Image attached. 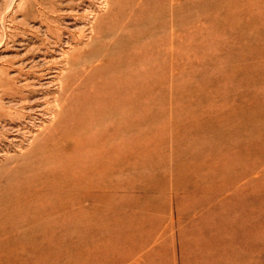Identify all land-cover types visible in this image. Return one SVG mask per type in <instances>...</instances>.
Segmentation results:
<instances>
[{"label":"rangeland","instance_id":"374dc122","mask_svg":"<svg viewBox=\"0 0 264 264\" xmlns=\"http://www.w3.org/2000/svg\"><path fill=\"white\" fill-rule=\"evenodd\" d=\"M176 1L0 0V264H264V0Z\"/></svg>","mask_w":264,"mask_h":264},{"label":"bare ground","instance_id":"6f19581e","mask_svg":"<svg viewBox=\"0 0 264 264\" xmlns=\"http://www.w3.org/2000/svg\"><path fill=\"white\" fill-rule=\"evenodd\" d=\"M125 2H126V1H125ZM160 2H161V1H160ZM160 2H159V3H160ZM162 2H163V1H162ZM196 2H197V1H196ZM196 2H195V3H196ZM132 3H133V2H132ZM122 4L124 5V3H122ZM135 4H136V3H135ZM157 4H158V3H157ZM177 4H178V2H177L176 0H169V4H168V6H170V7L173 9V11L176 12V8H179V7H177ZM139 5H140V4L138 3V5H136V6L140 7L141 5H140V6H139ZM160 5H161V4H160ZM196 5H197V4H196ZM222 5H223V4H222ZM126 6H127V5H126ZM126 6H125V7H126ZM128 6H131V5L129 4ZM132 6H134V5H132ZM136 6H135V8H136V10H137V7H136ZM143 6H144V5H143ZM185 6H186V5H185ZM185 6L183 7L184 9H185ZM191 6H192V5H191ZM191 6H190V7H191ZM144 7H145V6H144ZM157 7H158V6H157ZM163 7H165V6H163ZM201 7H202V6H201ZM225 7H226V6H225ZM227 7H229V6H227ZM129 8H130V7H129ZM129 8H128V9H129ZM133 8H134V7H133ZM133 8H132V9H133ZM160 8H161V7H160ZM171 8H170V9H171ZM122 9H124V8H122ZM138 9H139V8H138ZM164 9H165V8H164ZM187 9H188V8H187ZM141 10H142V7H141ZM143 10H144V8H143ZM156 10H157V9H156ZM199 10H200V9H199ZM222 10H223V9H222ZM131 11H132V10H131ZM131 11H130V12H131ZM163 11H164V10H163ZM188 11H189V10H188ZM121 12H122V11H121ZM139 12H142V11H139ZM200 12H201V11H200ZM203 12H206V11H203ZM117 13H118V12H116V14H117ZM121 14H122V13H121ZM123 14H124V11H123ZM132 14H133V13H132ZM132 14H131V16H134V15H132ZM178 14H179V13H178ZM186 14H187V11H186ZM135 15H136V14H135ZM180 15H181V14H180ZM114 16H115V15H114ZM201 16H202V14H201ZM126 17H127V16H126ZM126 17H124V18H126ZM119 18H120V17H119ZM121 18H123V17H121ZM124 18H123V20H124ZM128 18H129V17H128ZM132 18H133V17H132ZM132 18H129V19H132ZM119 20H120V19H118V21H119ZM120 21H121V20H120ZM120 21H119V22H120ZM111 22H112V21H111ZM122 22H123V21H122ZM122 22H121V23H122ZM125 22H126V20H125ZM121 23H120V24H121ZM120 24H119V25H120ZM115 25H116V24H115ZM117 25H118V24H117ZM120 28H122V25H121ZM112 31H113V30H112ZM108 32H109V31H108ZM110 32H111V30H110ZM114 32H115V31H114ZM114 35H116V34L114 33ZM118 35H119V34H118ZM118 35H117V36H118ZM117 36H114V37H117ZM118 38H119V37H118ZM90 54H91V53H90ZM118 54H120V53H118ZM103 55H104V54H103ZM116 56H117V55H116ZM101 57H102V56H101ZM110 57H111V55H110ZM105 58H106V57H105ZM108 58H109V57H108ZM100 59H103V58H100ZM110 59H111V58H110ZM98 60H99V59H98ZM103 60H104V59H103ZM103 60H102V61H103ZM99 61H100V60H99ZM99 61H98V62H99ZM70 62H71V61H70ZM88 62H89V61H88ZM119 62H120V61H119ZM116 63H117V62H116ZM116 63H115V64H116ZM85 64L88 65V63H85ZM101 64H102V63H100V65H101ZM117 64H118V66H119L121 63H120V64L117 63ZM91 65H92V64H91ZM95 65H96V63H95ZM114 66H115V65H114ZM116 66H117V65H116ZM85 67H87V66L85 65ZM117 68H118V67H117ZM119 68H120V67H119ZM129 68H130V67H129ZM89 69H90V68H89ZM106 69H107V68H106ZM112 69H113V68H112ZM120 69H121V68H120ZM127 69H128V68H127ZM90 70H91V69H90ZM103 70H104V69H103ZM110 71H111V69H110ZM115 71H117V70H115ZM87 72H89V71H87ZM126 72H127V71H126ZM129 72H130V71H129ZM109 73H110L111 75H113L112 72H109ZM113 73H114V71H113ZM110 74H109V75H110ZM118 74H119V73H118ZM118 74H117V75H118ZM121 74H122V73H121ZM109 75H107V76H109ZM115 75H116V74H115ZM117 75H116V76H117ZM104 76H105V74H104ZM107 76H106V77H107ZM122 76H124V75H122ZM122 76H121V77H122ZM125 76H127V74H126ZM109 77H110V76H109ZM127 78H129V77H127ZM119 81H120V80H119ZM98 82H100V80H99ZM114 82H116V81H114ZM125 82H126V81H125ZM92 83H95V81L93 80ZM119 83H120V82H119ZM128 86H130V84H129ZM74 87H75V86H74ZM74 87H73V88H74ZM73 88H72V90H73ZM73 91H74V90H73ZM75 92H76V91H75ZM76 93H77V92H76ZM123 93H124V92H123ZM74 94H75V93H74ZM74 94H72V98H73V95H74ZM114 94H115V93H114ZM119 94H120V93H119ZM104 97H105V96H104ZM106 97H107V95H106ZM121 97H122V94H121ZM107 98H108V97H107ZM117 98H118V97H117ZM125 98H127V100H128L129 97L126 96ZM66 99H67V98H66ZM66 99H65V101H66ZM104 99H105V98H104ZM104 99H103V100H104ZM123 99H124V98H123ZM129 99H130V98H129ZM97 100H99V98H98ZM97 100H96V101H97ZM101 100H102V98H101ZM108 100H109V99H108ZM116 100H117V99H114V102H117ZM119 100H120V99H119ZM74 101H75V100H74ZM83 101H84V100H83ZM111 101H112V100H111ZM120 101H121V100H120ZM97 102H98V101H97ZM109 102H110V100H109ZM63 103H64V101L62 102V104H63ZM67 103H68V102H67ZM111 103H112V102H111ZM117 103H118V102H117ZM119 103H121V102H119ZM129 103H131V101H130ZM64 104H66V103H64ZM68 104H69V103H68ZM68 104H67V105H68ZM113 104H114V103H113ZM115 104H116V103H115ZM115 104H114V105H115ZM67 105H66V106H67ZM119 105H120V104H118V106H119ZM61 106H62V105H61ZM87 106H88V105H87ZM94 106H96V105H94ZM118 106H117V107H118ZM122 106H123V105H122ZM62 107H63V106H62ZM64 107H65V106H64ZM88 107H89V106H88ZM91 107H93V106H91ZM96 107H97V106H96ZM103 107H105V108H109V105H108V104L106 105V103H105V106H103ZM114 107H115V106H114ZM114 107H111V108L113 109ZM117 107H116V108H117ZM119 107H120V106H119ZM119 107H118V108H119ZM59 108H60V107H58V109H59ZM99 108H100V107H99ZM105 108H104V109H105ZM111 108H110V109H111ZM125 108H126V107H125ZM61 109H62V108H61ZM94 109H95V107H94ZM112 109H111L110 111H112ZM90 110H92V109H90ZM95 110H97V109H95ZM100 110H102V108H101ZM88 111H89V110H88ZM93 111H94V110H93ZM93 111H92V112H93ZM98 111H99V110H98ZM102 111H103V110H102ZM106 111H109V109H108V110L106 109ZM116 111H117V110H116ZM84 113H85V111H84ZM94 113H96V112H94ZM94 113H93V115H94ZM106 113H108V112H106ZM121 113H122V112H121ZM121 113H120V114H121ZM63 114H64V113L58 114L59 117H57V118H56V121H55V122H56V123H55V127H56V128L61 124V123H60V118H61V116H63ZM85 114H86V113H85ZM91 114H92V113H91ZM109 114H110V113H109ZM117 114H119V113L117 112ZM120 114L118 115L119 117H120ZM104 115H105V114H104ZM107 115H108V114H107ZM110 115H112V114H110ZM113 115L115 116L116 114H113ZM90 116H91V115H90ZM92 117H95V116H92ZM109 117H110V116H109ZM109 117H108V118H109ZM62 118H63V117H62ZM108 118H107V119H108ZM95 119H97V118H95ZM119 119H120V118H119ZM99 120H100V118H99ZM111 120L114 121L113 119H111ZM123 120H124V119H123ZM123 120H121L120 123H123V122H124ZM130 120H131V119H130ZM91 121H92V120H91ZM95 121H96V120H95ZM95 121H94V119H93V122H95ZM102 121H103V120H102ZM105 121H106V120H105ZM116 121H117V119H116ZM97 122H98V121H97ZM108 122H109V121H108ZM128 122H129V121H128ZM114 123H117V122L114 121ZM114 123H112V124H114ZM120 123H117V124H119V126H120ZM88 124H91V123H88ZM97 124H98V123H97ZM103 124H104V121H103ZM112 124L110 123V125H112ZM93 125H94V124H93ZM105 125H106V124H105ZM105 125H104V128H105ZM100 126H101V124H100ZM106 126H107V125H106ZM96 127H97V125H96ZM107 127H108V126H107ZM124 127H125V126H124ZM99 128H100V127H99ZM96 129H97V128H96ZM66 130H67V129H66ZM82 130H83V129H82ZM120 130H121V129H120ZM79 131H80V128H79ZM100 131H101V130H100ZM100 131H99V132H100ZM112 131H113V130H112ZM66 132H67V131H66ZM66 132H65V133H66ZM71 132H72V131H71ZM76 132H77V131H76ZM94 132H96V131H94ZM116 133H117V132H116ZM116 133H115V134H116ZM68 134H69V131L67 132V135H66V134H65V135L68 136ZM80 134H81V132H80ZM86 134H87V133H86ZM92 135H93V134H92ZM89 136H90V135H89ZM114 136H115V135H114ZM116 136H117V135H116ZM84 137H85V136H84ZM62 138H63V137H62ZM114 138H115V137H114ZM119 139H120V138H119ZM117 141H118V140H117ZM89 142H90V141H89ZM39 143H40V142H39ZM70 143H71V142H70ZM83 143H84V142H83ZM104 143H105V142H104ZM111 143H112V142H111ZM116 143H118V142H116ZM63 144H64V143H63ZM71 144H72V143H71ZM93 145H94V144H93ZM113 145H114V144H113ZM40 146H41V145H40ZM59 146H60V145H59ZM115 146H116V145H115ZM38 147H39V146H38ZM60 147H62V146H60ZM65 147H66V146H65ZM117 147H119V145H118ZM18 148H19V147H18ZM88 148H89V147H87V149H88ZM100 148H101V147H100ZM112 148H114V147H112ZM40 149H42V147H40ZM50 149H51V148H50ZM67 149H68V148H67ZM87 149L85 148L84 150H87ZM53 150H54V149H53ZM75 150H76V148H75ZM80 150H81V149H80ZM82 150H83V149H82ZM89 150H90V149H89ZM98 150H99V149H98ZM34 151H35V150H34ZM93 151H94V150H93ZM116 151L119 153L118 149H117ZM35 152H37V151H35ZM49 152H50V151H49ZM71 152H72V150H71ZM89 152H91V151H89ZM31 153H32V152H31ZM58 153H59V152H58ZM84 153H85V152H84ZM87 153H88V152H87ZM32 154H33V153H32ZM59 154H60V153H59ZM74 154H75V153H74ZM74 154L72 155L73 157H74ZM91 154L93 155L94 153L92 152ZM91 154H89V155H91ZM115 154H116V153H115ZM28 155H29V154H28ZM28 155L26 154L25 156H28ZM35 155H36V154H35ZM35 155H33V156L35 157ZM37 155H38V154H37ZM44 155H47V154H44ZM44 155H42V156H44ZM65 155H66V154H65ZM69 155H70V154H69ZM79 155H80V153L78 154V156H79ZM83 155H85V154H83ZM83 155H82V156H83ZM89 155H87V156H89ZM118 155H119V154H118ZM30 156H32V155L30 154ZM38 156H39V155H38ZM49 156H51V158H52L53 155H48V157H49ZM67 156H68V155H67ZM67 156H66V158H67ZM78 156H76V158H77ZM80 156H81V155H80ZM82 156H81V157H82ZM114 156H115V155H114ZM40 157H41V155H40ZM81 157H79V159H81ZM101 157H102V156H101ZM57 158H58V157L56 156L55 161L57 160ZM76 158H75V162H74V163H76V161H78V159L76 160ZM94 158H95V157H94ZM96 158H99V157H96ZM46 159H48V158L45 157V158H44V161H48V160H49V159H48V160H46ZM59 159H60V158H59ZM72 159H73V158H72ZM72 159L70 158V160H72ZM92 159H93V158H92ZM108 159H109V158H108ZM33 160H34V159H33ZM52 160H54V158H53ZM61 160H63V159H61ZM61 160H58V161L61 162ZM83 160H84V159H83ZM37 161H38V160H37ZM41 161H42V159H41ZM50 161H51V159H50L48 162H50ZM85 161H86V159H85ZM91 161H92V160H91ZM35 162H36V160H35ZM39 162H40V159H39ZM53 162H54V161H53ZM66 162H67V160H66ZM82 162H83V161H82ZM82 162H81V164H82ZM36 163H37V162H36ZM51 163H52V161H51ZM56 163H57V162H56ZM71 163H72V162H71ZM84 163H85V162H84ZM87 163H88V165H89V162H87ZM90 163H91V162H90ZM48 164H49V163H48ZM38 165H39V164H37V167H38ZM56 165H57V164H56ZM72 165H73V164H72ZM86 165H87V164H86ZM32 166H33L32 168L36 167V165L34 166L33 164H32ZM81 166H83V165H81ZM37 167H36V168H37ZM72 167H74V166H72ZM77 167H78V166H76V168H77ZM36 168L31 169V170H35ZM53 168H55V167H53ZM76 168H75V170L79 171L78 169L80 168V166H79L78 169H76ZM81 168H82V167H81ZM81 168H80V169H81ZM37 169H39V168H37ZM82 169H83V168H82ZM73 170H74V169H73ZM83 170H84V169H83ZM80 171H82V170H80ZM80 171H79V172H80ZM36 172H37V171H36ZM36 172H35V174H36ZM43 172H44V171H43ZM46 172H47V171H46ZM37 173H38V172H37ZM63 173H64V172H63ZM63 173H62V174H63ZM72 173H73V171H72ZM77 173H78V172H77ZM80 173H81V172H80ZM23 174H24V173H23ZM32 174H33V173H32ZM35 174H34V175H35ZM40 174H41V173H40ZM57 174H58V173H57ZM78 174H79V173H78ZM82 174H83V173H82ZM30 175H31V173L28 174V176H27V175H25V176L29 177ZM34 175H33V176H34ZM23 176H24V175H23ZM47 176H48V175H47ZM58 176H59V175H58ZM52 177H53V176H52ZM62 177H63V176H62ZM62 177H61V178H62ZM69 177H70V176H69ZM71 177H72V176H71ZM24 178H25V177H24ZM29 178H30V177H29ZM29 178H27V179H29ZM31 178H32V177H31ZM40 178H41V177H39L38 179H40ZM45 178H46V177H45ZM49 178H50V177H48V179H49ZM53 178H54V177H53ZM57 178H58V177H57ZM57 178H56V179H57ZM61 178H60V179H61ZM27 179H25V180L27 181ZM50 179H51V178H50ZM60 179H57V180H60ZM30 180H31V179H30ZM42 180H43V179H42ZM54 180H55V179H54ZM44 181H45V179H44ZM46 181H47V180H46ZM61 181H62V179H61ZM82 181H83V180H82ZM29 182H30V181H29ZM29 182H28V184H29ZM36 182H37V181H36ZM52 182H53V180H52ZM65 182H66V181H65ZM65 182H64V183H65ZM74 182H75V181H74ZM74 182H73V184H72V185H73L72 187H75V186H76V185L74 186ZM41 183H43V182H41ZM55 183H57L56 180H55ZM58 183H59V181H58ZM58 183H57V185H59ZM79 183L81 184L80 181H79ZM37 184H38V186H39V183H37ZM43 184H44V183H43ZM48 184H49V181H48ZM70 184H71V183H70ZM80 184H79V185H80ZM86 184H88V183H86ZM41 185H42V184H41ZM64 185H66V184H64ZM82 185H83V183H82ZM88 185H90V184H88ZM88 185H86V186H88ZM30 186H31V185H30ZM44 186H45V184H44ZM49 186H50V185H49ZM66 186H67V185H66ZM50 187H51V186H50ZM52 187H53V186H52ZM68 187H69V186H68ZM79 187H80V186H79ZM82 187H84V186H82ZM27 188H28V187H27ZM46 188H47V187H46ZM53 188H55V185H54ZM53 188H51V190H52ZM76 188H77V187H76ZM85 188H86V187H85ZM42 189H44V188H42ZM58 189H59V188H58ZM79 189H80V188H78V190H79ZM81 189H83V188H81ZM30 190H31V189H30ZM33 190H34V189H33ZM37 190H38V189H37ZM46 190L51 191L50 189H46ZM75 190H76V189H75ZM40 191H41V190H40ZM54 191H56V190L53 189V192H54ZM50 194H51V193H50ZM28 195H29V194H28ZM29 197H30V196H29ZM53 197H54V196H53ZM51 199H53V198H51Z\"/></svg>","mask_w":264,"mask_h":264}]
</instances>
